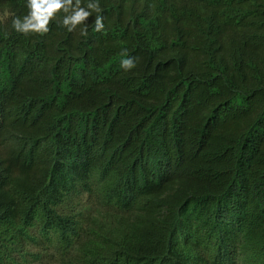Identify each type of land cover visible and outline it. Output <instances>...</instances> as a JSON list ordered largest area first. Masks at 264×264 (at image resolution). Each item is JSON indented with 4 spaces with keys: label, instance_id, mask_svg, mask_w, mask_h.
Segmentation results:
<instances>
[{
    "label": "trees",
    "instance_id": "trees-1",
    "mask_svg": "<svg viewBox=\"0 0 264 264\" xmlns=\"http://www.w3.org/2000/svg\"><path fill=\"white\" fill-rule=\"evenodd\" d=\"M89 2L0 0V264H264V0Z\"/></svg>",
    "mask_w": 264,
    "mask_h": 264
},
{
    "label": "clouds",
    "instance_id": "clouds-1",
    "mask_svg": "<svg viewBox=\"0 0 264 264\" xmlns=\"http://www.w3.org/2000/svg\"><path fill=\"white\" fill-rule=\"evenodd\" d=\"M27 15L22 18L13 15L12 28L18 33L27 34L29 32L45 33L49 31L48 25L54 15L61 10L67 15L63 18V24L68 26V30L72 31L78 24H81L92 12L81 7V0H27ZM87 9H91L96 13L102 10L99 6V0L95 3H88ZM104 28L103 18L97 15L95 19V30L100 31ZM82 34L86 33V27L81 30ZM122 58L120 66L125 71H129L136 66V58L129 56L127 50L121 53Z\"/></svg>",
    "mask_w": 264,
    "mask_h": 264
},
{
    "label": "rangeland",
    "instance_id": "rangeland-1",
    "mask_svg": "<svg viewBox=\"0 0 264 264\" xmlns=\"http://www.w3.org/2000/svg\"><path fill=\"white\" fill-rule=\"evenodd\" d=\"M7 14L5 12H0V21H3L5 18H6ZM49 264H53V263H50Z\"/></svg>",
    "mask_w": 264,
    "mask_h": 264
}]
</instances>
